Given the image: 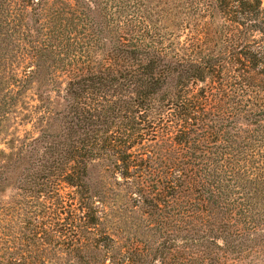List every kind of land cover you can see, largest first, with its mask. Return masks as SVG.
Returning <instances> with one entry per match:
<instances>
[{
	"label": "trees",
	"instance_id": "16d2710c",
	"mask_svg": "<svg viewBox=\"0 0 264 264\" xmlns=\"http://www.w3.org/2000/svg\"><path fill=\"white\" fill-rule=\"evenodd\" d=\"M0 264H264V0H0Z\"/></svg>",
	"mask_w": 264,
	"mask_h": 264
},
{
	"label": "rangeland",
	"instance_id": "374dc122",
	"mask_svg": "<svg viewBox=\"0 0 264 264\" xmlns=\"http://www.w3.org/2000/svg\"><path fill=\"white\" fill-rule=\"evenodd\" d=\"M27 132L30 135H35L36 134V131H34L33 127L30 124L26 125V126H22V127L19 128V134L21 136H24Z\"/></svg>",
	"mask_w": 264,
	"mask_h": 264
}]
</instances>
